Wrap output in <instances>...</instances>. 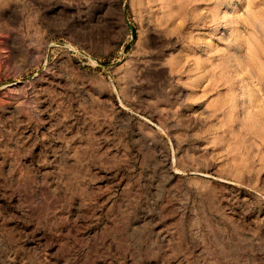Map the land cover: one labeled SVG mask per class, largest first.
Masks as SVG:
<instances>
[{
	"label": "rangeland",
	"instance_id": "rangeland-1",
	"mask_svg": "<svg viewBox=\"0 0 264 264\" xmlns=\"http://www.w3.org/2000/svg\"><path fill=\"white\" fill-rule=\"evenodd\" d=\"M0 264H264V0H0Z\"/></svg>",
	"mask_w": 264,
	"mask_h": 264
},
{
	"label": "bare ground",
	"instance_id": "bare-ground-1",
	"mask_svg": "<svg viewBox=\"0 0 264 264\" xmlns=\"http://www.w3.org/2000/svg\"><path fill=\"white\" fill-rule=\"evenodd\" d=\"M232 5V4H231ZM234 5V4H233ZM232 7V6H231ZM230 8V7H229Z\"/></svg>",
	"mask_w": 264,
	"mask_h": 264
}]
</instances>
